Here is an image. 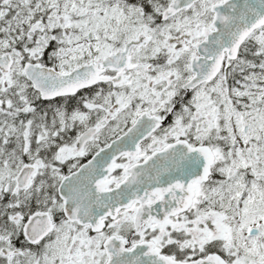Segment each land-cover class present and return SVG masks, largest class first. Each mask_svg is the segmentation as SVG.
Segmentation results:
<instances>
[{"label": "snow or ice", "instance_id": "obj_1", "mask_svg": "<svg viewBox=\"0 0 264 264\" xmlns=\"http://www.w3.org/2000/svg\"><path fill=\"white\" fill-rule=\"evenodd\" d=\"M0 264H264V0H0Z\"/></svg>", "mask_w": 264, "mask_h": 264}]
</instances>
